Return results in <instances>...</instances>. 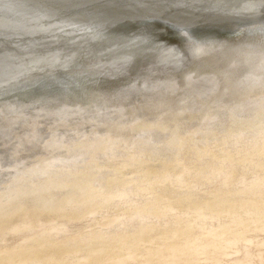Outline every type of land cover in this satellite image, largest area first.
<instances>
[{
    "label": "snow or ice",
    "instance_id": "6c2138e0",
    "mask_svg": "<svg viewBox=\"0 0 264 264\" xmlns=\"http://www.w3.org/2000/svg\"><path fill=\"white\" fill-rule=\"evenodd\" d=\"M236 5L238 12L264 16V0ZM246 30L264 36V23ZM181 35L194 55L209 48ZM172 53L176 61L179 49ZM259 56L258 75L228 79L207 101L149 100L125 107L110 124L92 103L57 108L60 123L49 132L72 130L75 138L50 136L36 159L8 170L26 179L11 178L7 191L0 180V264H97L98 256L107 257L104 264H255L257 256L264 264V108L241 119L228 107L264 100V41ZM24 83L0 84V98ZM73 116L82 124L73 125ZM244 130L256 133L257 142L232 151L229 141ZM153 161L163 166L150 167ZM80 215L102 217L100 232L74 233L63 222Z\"/></svg>",
    "mask_w": 264,
    "mask_h": 264
},
{
    "label": "bare ground",
    "instance_id": "6f19581e",
    "mask_svg": "<svg viewBox=\"0 0 264 264\" xmlns=\"http://www.w3.org/2000/svg\"><path fill=\"white\" fill-rule=\"evenodd\" d=\"M259 20L264 22L259 12H238L236 0H2L0 84L7 88L10 81H26L0 98V180L5 190L11 178L26 179L8 170L36 159L50 136L75 138L72 130L49 132L60 123L53 115L57 108L92 103L110 124L121 117L125 107L162 98L179 106L184 96L207 101L228 79L239 82L249 74L258 75L262 42L249 43L246 38L236 42L222 34ZM178 29L206 41L207 51L194 55L188 36ZM215 31L221 35L214 36ZM159 45L167 47L160 49ZM173 48L179 49L176 61L172 60ZM131 49H136L135 55L128 57ZM51 78L58 85L47 84ZM72 81L74 86L65 83ZM137 84L139 88L134 87ZM145 84L156 91H146ZM238 91L243 94L242 89ZM110 102L118 107H102ZM228 107L235 109L238 118L252 119L264 108V100L252 97ZM71 123L82 121L73 116ZM257 139L256 133L244 130L229 144L232 151L243 153ZM220 150L228 149L221 146ZM149 166L163 165L153 161ZM101 219L80 215L63 222L74 233H99ZM254 239L258 244L259 237ZM94 259L104 264L107 257ZM255 264H259L258 256Z\"/></svg>",
    "mask_w": 264,
    "mask_h": 264
},
{
    "label": "water",
    "instance_id": "95a60500",
    "mask_svg": "<svg viewBox=\"0 0 264 264\" xmlns=\"http://www.w3.org/2000/svg\"><path fill=\"white\" fill-rule=\"evenodd\" d=\"M253 23H264L263 20H259V21H255V22H251L250 24H242L238 27H235V29L230 30V31H226L224 32L222 35H225L226 37H230L232 39H234L236 42H238L237 40H241L246 38L249 43L254 42H258V44H260L262 41H264V36H259L261 38H257L258 36H256L257 33L259 32H254V31H248L246 30V28H251L253 26ZM178 30H182V29H178ZM174 31L177 32V29H174ZM221 31H215L214 36H219ZM190 36L194 37L193 34L191 33ZM262 40V41H260ZM54 78V77H53ZM53 78H51L50 80H47V84H52V85H58V83L56 81H52ZM49 86V85H48Z\"/></svg>",
    "mask_w": 264,
    "mask_h": 264
}]
</instances>
